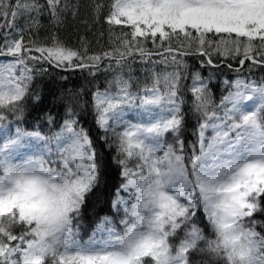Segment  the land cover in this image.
I'll use <instances>...</instances> for the list:
<instances>
[{
  "label": "snow or ice",
  "instance_id": "1",
  "mask_svg": "<svg viewBox=\"0 0 264 264\" xmlns=\"http://www.w3.org/2000/svg\"><path fill=\"white\" fill-rule=\"evenodd\" d=\"M88 7L99 50L61 36L79 0H0V264H264V0ZM77 69L106 77L91 93L97 134L71 107L27 121L42 111L36 78ZM105 150L121 227L100 216L85 238Z\"/></svg>",
  "mask_w": 264,
  "mask_h": 264
},
{
  "label": "trees",
  "instance_id": "2",
  "mask_svg": "<svg viewBox=\"0 0 264 264\" xmlns=\"http://www.w3.org/2000/svg\"><path fill=\"white\" fill-rule=\"evenodd\" d=\"M73 2H75V0H73ZM79 2L81 4L79 15L73 19L71 14H68L67 22L61 29V36L67 39L69 43L76 44L78 36L86 35L88 40L91 41L94 50H99V48L96 47V41L98 38L97 34L104 29L100 25H94L91 30H89L88 27L82 23L85 18H88L89 21L91 19V9L88 7L90 0H79ZM42 23L45 26H48L49 22L45 18L42 20ZM44 34L45 33L42 30L41 35ZM105 41L106 37L100 42L103 44ZM204 74L207 75V73ZM135 75L141 76L139 72L135 73ZM61 76L66 77V79H60ZM254 76H264V70H255ZM105 79L106 77L102 73H98L94 79L89 76L86 71L82 72L79 69L70 71L50 70L48 75L37 77L34 81V88L42 97L43 102L40 105L42 111L31 112L29 115H26L25 119L29 122H34L35 116H43L44 112L48 111H51V113L58 118H62L67 108L71 107L77 112H81V122L84 126L92 128L94 134H97L93 122L94 113L92 111L91 93L95 91L96 86L103 88L105 85ZM225 79H234V74L224 69L222 73H216L213 79L212 91L216 103H219L222 95L227 94V90L222 84V81ZM190 82V80L187 81V83ZM141 83H143L142 76ZM135 87L136 84L134 83L133 88L135 89ZM194 122V119L189 117L187 123V139L190 141L194 140V137L191 135ZM24 126L27 127V125ZM102 155L105 157L106 167L101 176L99 187L89 196L85 208V228L82 230V235L85 238L91 233L100 216H112L117 222V227H121L118 221L121 218L122 213L121 216H115L110 207L112 192L114 191L115 186L120 182L118 176L119 170L112 160L115 156V152L114 150H105ZM201 219H203V217H201Z\"/></svg>",
  "mask_w": 264,
  "mask_h": 264
}]
</instances>
